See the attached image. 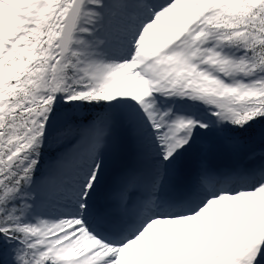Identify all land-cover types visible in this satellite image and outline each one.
Masks as SVG:
<instances>
[{"label":"snow or ice","instance_id":"snow-or-ice-1","mask_svg":"<svg viewBox=\"0 0 264 264\" xmlns=\"http://www.w3.org/2000/svg\"><path fill=\"white\" fill-rule=\"evenodd\" d=\"M0 264H264V0H0Z\"/></svg>","mask_w":264,"mask_h":264}]
</instances>
